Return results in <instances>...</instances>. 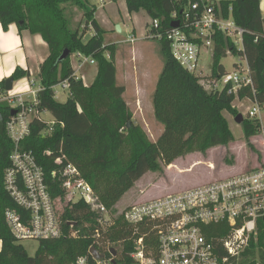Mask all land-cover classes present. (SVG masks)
<instances>
[{"label":"trees","instance_id":"trees-1","mask_svg":"<svg viewBox=\"0 0 264 264\" xmlns=\"http://www.w3.org/2000/svg\"><path fill=\"white\" fill-rule=\"evenodd\" d=\"M196 1L125 0V3L129 14L145 12L164 32L169 29L174 12ZM220 5L225 16L231 10L235 24L244 30L243 52L218 35L211 78L225 76L220 60L228 52L243 56L254 92L249 88L240 90L238 98H249L264 106V18L259 0L221 1ZM95 12L96 7L90 0H0L2 29L16 24L19 31L39 35L48 48V56L40 65L41 90L37 97L39 110L48 113L54 124L48 132L45 120L34 121L31 134L21 147L33 153L47 174L48 189L56 202L62 230L59 239L38 242L34 256L30 257L5 223V211L16 206L3 187L13 144L4 127L10 110L0 104V264H69L78 257H86L94 264L89 250L94 248L109 258L108 245L114 246L111 248L116 254L113 264H133L129 259L135 250L132 240L142 238L147 249L155 251L157 241L153 234L124 224L120 217L113 220L106 232H101L99 216L81 201L67 204L59 179L50 173L72 164L114 215L115 205L146 173L160 171V166L168 167L187 153L205 155L209 149L228 147L234 141L224 116V112L233 117L238 114L231 106L234 97L227 94L229 86L215 92L206 89L199 77L185 71L173 59L164 39H150L158 44L163 63L152 94L153 117L162 132L156 141L146 140L127 110L125 87L117 82L116 47L104 45L105 32L97 23ZM87 32L92 35L84 40ZM152 33L147 24L146 37ZM65 50L69 55L59 62ZM73 56L89 58L98 66L90 86H83L82 80L73 75L70 62ZM26 76L27 72L16 68L11 77L18 81ZM64 81L68 82L69 95L60 103L55 99L53 88ZM0 86H4V81ZM241 127L246 141L261 128L258 120L248 119H244ZM263 228L264 223L248 250L251 264L257 259L264 264ZM97 230L101 233L94 238Z\"/></svg>","mask_w":264,"mask_h":264},{"label":"built area","instance_id":"built-area-1","mask_svg":"<svg viewBox=\"0 0 264 264\" xmlns=\"http://www.w3.org/2000/svg\"><path fill=\"white\" fill-rule=\"evenodd\" d=\"M230 11L225 16L218 0L188 2L171 15L169 29L164 32L160 31L157 21L149 20L148 26L153 33L148 38L167 41L173 59L185 71L199 77L206 89L215 92L229 86L227 94L234 97L232 108L239 112L244 108L245 119L258 120L263 127L264 106L249 98H238L240 90L249 88L254 92L243 56L244 66L235 64L232 75L211 78L213 49L218 35L230 40L238 52H243L244 30L235 24ZM173 23H177L176 28L171 27ZM129 41L133 42V39ZM206 50H210L212 58L208 72L199 66L201 52ZM78 57L82 62L95 64L89 58ZM222 79L225 81L219 85ZM59 86L68 91V82ZM40 90L38 86L22 93L0 86V104L7 105L10 110L4 123L5 133L13 144L9 166L3 175V187L16 206V209L5 211L4 219L19 243L54 240L62 236L58 208L48 189L47 174L33 153L21 147L31 134L32 123L44 121L42 114L46 112L39 110L37 97ZM245 102L249 106L243 107ZM53 124V121L47 122L48 132ZM261 130L264 132L263 128ZM45 154L49 155V151ZM50 174L59 179L67 204L81 201L99 216L101 232H106L113 219L120 217L124 224L136 230L147 229L153 234L157 241L155 251L147 249L142 238L132 240L135 250L129 254V259L133 264H251L248 250L264 223V165L160 198L136 202L114 215L72 164ZM101 232L95 231L94 238ZM113 247L108 245L107 252L110 253ZM102 256L101 260L92 258L94 264H113L115 257ZM69 264L91 263L86 257H78ZM252 264L262 263L257 259Z\"/></svg>","mask_w":264,"mask_h":264},{"label":"rangeland","instance_id":"rangeland-1","mask_svg":"<svg viewBox=\"0 0 264 264\" xmlns=\"http://www.w3.org/2000/svg\"><path fill=\"white\" fill-rule=\"evenodd\" d=\"M96 7L95 15L98 21H108L110 26L120 25L123 32L117 36L120 41L126 39L127 18L125 7L121 2L106 0L105 5H102L99 0H90ZM229 1V0H218ZM80 16L77 17L79 19ZM96 18V17H95ZM141 27L144 25L146 16L143 13L137 15ZM131 23V22H130ZM103 26H107L104 24ZM131 26V24H130ZM83 32V27L80 32ZM116 31V27H114ZM91 32H87L84 40L90 37ZM111 33H104L103 42H113ZM136 42L133 44L123 43L124 47H131L140 44H146L149 51V56L146 54L142 61H137L126 50L122 52L115 51V58L118 55V62L114 60L117 71V82L125 87L124 99L127 104V110L132 116L133 122L139 127L144 134L146 140L154 142L160 136L162 129L155 121L152 113V94L155 89L158 77L162 69V60L159 53L158 44L151 40L139 42L138 35L135 34ZM147 42V43H146ZM47 46V45H46ZM116 48L117 46L114 45ZM121 47V45H119ZM48 50V48H47ZM121 58L123 61H121ZM129 60L128 63L125 60ZM74 59H70L72 63ZM212 58L210 50L202 51L199 61V66L203 67L207 72L211 67ZM242 62L241 56L238 54L227 53L226 57L220 60L223 66L225 75H232L235 72V64ZM98 70V66L86 65L83 71L94 73ZM141 71L148 72L149 77L143 78ZM146 73V76H148ZM140 74V75H139ZM141 76V77H140ZM90 79V78H88ZM95 79V78H94ZM87 81V80H85ZM224 79L219 82L223 85ZM38 83L35 89L38 87ZM56 101L63 103L68 98V91L63 90L59 85L54 88ZM235 105H239L235 103ZM249 106L248 102L243 103V107ZM243 121L245 119V109H241ZM236 114V116L238 115ZM228 127L233 135L234 141L228 147H216L209 149L205 155L200 152L187 153L176 159L173 164L168 167L160 166V171L148 172L140 180H138L133 188L126 192L121 200L115 205L117 212L123 211L125 208L136 202L160 198L162 196L180 192L196 186H200L211 181L221 179L243 171H250L259 166L264 165V132L261 130L248 141L245 140L242 127L235 123L231 114L224 112ZM42 118L49 122L52 117L48 113L42 114ZM263 120V118H262ZM261 125V124H260ZM264 130L263 127L260 126ZM231 163V164H229ZM114 218L113 220H115ZM73 236L76 233L72 234ZM20 245L25 249L30 257H33L37 247V241H21ZM119 250V248L116 247Z\"/></svg>","mask_w":264,"mask_h":264},{"label":"crops","instance_id":"crops-1","mask_svg":"<svg viewBox=\"0 0 264 264\" xmlns=\"http://www.w3.org/2000/svg\"><path fill=\"white\" fill-rule=\"evenodd\" d=\"M105 1L106 0H103L102 5L106 4ZM113 1L121 2L125 7L127 18L126 39L120 41L119 37L117 36L119 33L123 32L122 26H110L108 21L100 22L98 21L97 15H95V19L100 28L104 30L105 33H111L110 35L113 42L106 41L104 45H116V51L118 53L127 50L135 60L145 63L144 59L146 58V54L149 56L150 51L148 50V47L145 43L131 47H124L122 46V44H133L134 42H136L137 40L135 38V34L138 35L139 42L148 40L146 38V26L150 20L149 17L143 11L129 14L126 9L125 0ZM259 7L260 13L264 18V0H259ZM140 13H143L146 16V20L142 27L139 24V20L137 18V15ZM104 24H106L107 26H103ZM117 26L120 30H116L117 32H115L114 27L117 28ZM91 35L92 32L90 33V36ZM130 38L133 39V42L129 41ZM119 45H121V47H119ZM47 56V46L39 35L33 36L28 31H19L16 24H11L8 26L7 30H3L0 24V82L11 77L16 68H20L24 72L28 73V76L18 81H14L12 91L26 93L29 91V89L35 88L37 83L39 85L38 74L40 65L44 62ZM117 56L118 55H116L115 58L116 62H118ZM71 59H74V61L71 63L73 75L82 80L83 86H90L93 83L94 78L96 77L97 71L90 74L88 73V71H83V69L86 65L95 66L96 63L91 65L89 64V62H82L81 58L75 56L71 57ZM121 61H123L122 58ZM128 61V59L125 60L126 63H128ZM140 73L144 76L143 78L149 77L150 75L148 72L144 71H141ZM146 73H148V76H146ZM31 84H33V86Z\"/></svg>","mask_w":264,"mask_h":264},{"label":"water","instance_id":"water-1","mask_svg":"<svg viewBox=\"0 0 264 264\" xmlns=\"http://www.w3.org/2000/svg\"><path fill=\"white\" fill-rule=\"evenodd\" d=\"M171 27L176 28V27H177V23H173V24H171ZM116 30H117V31L120 30L118 26H117ZM68 55H69V52H68L67 50H65V51L62 53V55L59 57V60H58V61H59V62H60V61H63L65 58L68 57ZM13 83H14V79H13V77H9V78L5 79V80H4V86H5V89H6L7 91H11L12 88H13ZM11 115H14V112H11ZM234 121H235L236 124L241 125L242 122H243V117H242V115H241V114H238V115L234 118ZM110 253H111V255H112L113 257L116 256L115 251H114L113 249L111 250ZM89 254L91 255L92 258H94V259H96V260H101V259H103V256L100 255V254H98V252H97L94 248H92V249L89 250Z\"/></svg>","mask_w":264,"mask_h":264}]
</instances>
